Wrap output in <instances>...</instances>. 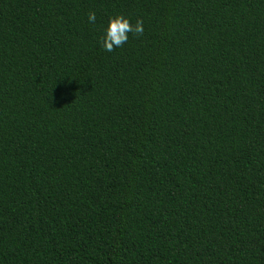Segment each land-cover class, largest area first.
<instances>
[{
	"label": "trees",
	"instance_id": "16d2710c",
	"mask_svg": "<svg viewBox=\"0 0 264 264\" xmlns=\"http://www.w3.org/2000/svg\"><path fill=\"white\" fill-rule=\"evenodd\" d=\"M0 264H264V0H0Z\"/></svg>",
	"mask_w": 264,
	"mask_h": 264
}]
</instances>
